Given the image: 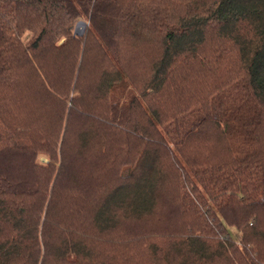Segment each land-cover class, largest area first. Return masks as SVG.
I'll use <instances>...</instances> for the list:
<instances>
[{
    "label": "trees",
    "instance_id": "1",
    "mask_svg": "<svg viewBox=\"0 0 264 264\" xmlns=\"http://www.w3.org/2000/svg\"><path fill=\"white\" fill-rule=\"evenodd\" d=\"M137 242L264 264V0H0V264Z\"/></svg>",
    "mask_w": 264,
    "mask_h": 264
},
{
    "label": "rangeland",
    "instance_id": "2",
    "mask_svg": "<svg viewBox=\"0 0 264 264\" xmlns=\"http://www.w3.org/2000/svg\"><path fill=\"white\" fill-rule=\"evenodd\" d=\"M81 21H85L86 24H80L78 22L74 28L75 35H79V36L83 35L88 27V21H86L85 19H82ZM28 104L31 105V103H28ZM13 106H18V104L17 103L15 104V101H13ZM18 107H19L18 109L19 112H21V120H18V121L23 124L29 125L30 128L32 126L40 125V123L43 120H45L44 116L47 115L46 113L42 118H40L38 116V113H36V118H37L36 120L35 117L32 115V109H34L33 107H27V105H25L24 103H21V105ZM164 107H168V103H165ZM13 108L14 107H12V109ZM38 160L40 162H47L48 156L42 153L38 157ZM153 220L155 219L153 218ZM149 224L153 225L154 223L151 221L149 222ZM167 224H168V221H167ZM165 227H168V225ZM143 249H144L143 242L142 243L137 242V244L118 243L117 245H112L111 247V250L113 251L112 255L115 258L116 264H141V262H143V260L146 259L147 256H149L147 252L144 254L146 256L143 257V253H142Z\"/></svg>",
    "mask_w": 264,
    "mask_h": 264
},
{
    "label": "water",
    "instance_id": "3",
    "mask_svg": "<svg viewBox=\"0 0 264 264\" xmlns=\"http://www.w3.org/2000/svg\"><path fill=\"white\" fill-rule=\"evenodd\" d=\"M79 23H80V24H86V22H85V21H80Z\"/></svg>",
    "mask_w": 264,
    "mask_h": 264
}]
</instances>
